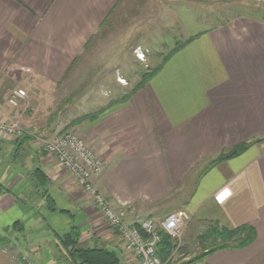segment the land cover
I'll return each mask as SVG.
<instances>
[{"label":"crops","instance_id":"crops-1","mask_svg":"<svg viewBox=\"0 0 264 264\" xmlns=\"http://www.w3.org/2000/svg\"><path fill=\"white\" fill-rule=\"evenodd\" d=\"M130 3L0 0V118L20 113L6 100L12 89L56 84ZM185 31L126 102L75 125L102 160L92 181L128 224H158L187 210L185 244H199L209 225L255 229L250 244L196 264H264V19L234 15ZM19 117L31 135L0 134V264H78L59 237L71 225L77 247L112 250L121 264H134L102 213L33 138L28 114ZM247 141L239 154L214 161Z\"/></svg>","mask_w":264,"mask_h":264},{"label":"rangeland","instance_id":"rangeland-1","mask_svg":"<svg viewBox=\"0 0 264 264\" xmlns=\"http://www.w3.org/2000/svg\"><path fill=\"white\" fill-rule=\"evenodd\" d=\"M134 15L137 16L135 20ZM234 15L264 19V0H133L123 15H116L101 27L60 81L48 86L32 81L24 87L14 88H21L26 93L17 106L8 102L9 94L6 100L12 107H21L19 114H28L32 126L38 129L33 138L42 143V149L55 160L45 147L46 141H53L56 136L69 131L80 135L78 127L71 122L130 91L143 73L153 69V61L159 62L185 40V26L188 25L192 32L202 26L217 25ZM115 95L118 98L113 97ZM19 114L0 120L17 123L23 135L0 134L22 139L31 135ZM173 241L176 248L162 264H185L203 249L197 242L185 244L182 237Z\"/></svg>","mask_w":264,"mask_h":264},{"label":"built area","instance_id":"built-area-1","mask_svg":"<svg viewBox=\"0 0 264 264\" xmlns=\"http://www.w3.org/2000/svg\"><path fill=\"white\" fill-rule=\"evenodd\" d=\"M25 95L23 89H13L9 93L8 102L17 106L19 100ZM0 133L12 137L23 135L17 123L1 120ZM45 147L68 171L74 183L82 189L90 202L102 213L111 230L116 233L122 248L130 254L134 264H162L157 253V246L161 239L160 231L173 240L179 241L190 220V213L182 209L169 212L158 224L152 218L141 220L138 227L128 224L124 219V212L115 209L94 185L92 177L101 171L102 160L81 135L69 131L56 136L53 141H46Z\"/></svg>","mask_w":264,"mask_h":264},{"label":"trees","instance_id":"trees-1","mask_svg":"<svg viewBox=\"0 0 264 264\" xmlns=\"http://www.w3.org/2000/svg\"><path fill=\"white\" fill-rule=\"evenodd\" d=\"M180 44V43H178ZM157 67L151 69L142 74L141 79L137 82L128 92L122 94L118 99L110 101L107 105L103 106L97 111L83 114L76 117L71 125H76L85 120H91L98 115L106 111L107 108L114 104L126 102L127 98L136 90L143 87L148 78L153 74ZM18 137L17 139H21ZM249 141L237 144L225 151H222L217 155L214 161L227 159L233 157L240 152H242L248 145ZM35 172L40 173L44 176L41 168H35ZM2 184L0 183V192H2ZM138 227V224H134ZM143 233V232H141ZM160 242L157 246V253L161 261L165 262L173 250L176 248V243L170 238L166 233L160 231ZM256 236L255 229L249 225H240L236 227H219L217 224L209 225L198 237L200 245H203V249L199 255H196L186 261L185 264H196L200 262L203 257L219 249H231V248H241L254 241ZM62 244L68 249V254L74 259L78 264H121L118 255L112 251L101 247H87L79 248L77 247V242L79 238V231L75 225H71L69 230L59 236ZM210 245L209 247H206Z\"/></svg>","mask_w":264,"mask_h":264}]
</instances>
